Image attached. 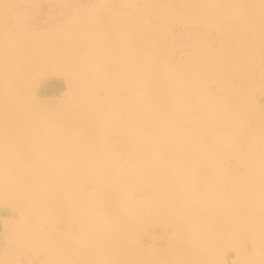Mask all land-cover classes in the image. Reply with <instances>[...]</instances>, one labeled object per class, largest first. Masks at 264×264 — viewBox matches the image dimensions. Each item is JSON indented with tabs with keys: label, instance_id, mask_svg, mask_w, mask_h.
Masks as SVG:
<instances>
[{
	"label": "bare ground",
	"instance_id": "6f19581e",
	"mask_svg": "<svg viewBox=\"0 0 264 264\" xmlns=\"http://www.w3.org/2000/svg\"><path fill=\"white\" fill-rule=\"evenodd\" d=\"M26 1L0 0V264H264V0H91L34 29ZM51 75L66 100L38 98Z\"/></svg>",
	"mask_w": 264,
	"mask_h": 264
},
{
	"label": "rangeland",
	"instance_id": "374dc122",
	"mask_svg": "<svg viewBox=\"0 0 264 264\" xmlns=\"http://www.w3.org/2000/svg\"><path fill=\"white\" fill-rule=\"evenodd\" d=\"M30 1L31 0H29V1L27 0L25 3H20L17 6H15L14 9H15V11H18V13L21 14V15H22V13H24V15L21 18V20L18 21V24L19 25L21 24V26L25 25V27H28L29 29H32V28L34 29L36 27V25L39 26L40 28L47 27V26L50 25L49 23L51 21H53V20L56 21V20H58L60 18H65V17L69 16L70 13L73 12V10H74V8L76 6L85 5V4H87L88 1H91V0H87V1L86 0H80V1L79 0H59V1L58 0H43V1L39 0V1H31V2ZM93 1L94 0H92V2ZM137 1L138 0H122V1L121 0H110V1L109 0H104L102 2V4H104V5H102V8L104 9V16H109L110 14L119 15L120 12H121L120 15H123L124 7L121 8L122 7L121 3L127 2L130 6H134L135 4H140ZM104 6H105V8H104ZM112 7H114V8H112ZM25 8L27 9V12H25ZM126 8L128 9L129 7L127 6ZM29 9H31L32 11L29 10ZM19 11H22V12H19ZM110 11H111V13H110ZM52 12L54 13V15H53ZM56 13H57V15H56ZM25 14H28V15H25ZM48 14H50V15H48ZM128 14H130V13H128ZM58 17H60V18H58ZM29 18H30V20H29ZM12 24H13V21L11 22V25ZM170 27L172 28V29L170 28V34L173 36V38H175V40H173V42H174L175 47H176V49H175V47L173 48V54L172 55H173V58L174 57L176 58L177 56L180 55L181 50H184V48H182L183 45H184V42H189L190 41V37L185 35V33L182 34L183 36L180 35L181 30H183L184 28L176 27L173 24H171ZM209 31L210 30H208L207 37H205V39L203 37V39L204 40L207 39V41L211 43L214 39H213V35H212V37L211 36L209 37V34H210ZM198 32L199 31H195V33H193V36H194L193 38L195 39L194 41L196 43L195 42H191V43H194V44H191V45L197 46L202 41V40L196 39V35L200 34ZM243 34H246V33L244 32ZM176 36H178V37H176ZM244 37H245V35H244ZM255 77H254V83H255L254 84V86H255L254 96L258 98V100H257V98H255L256 99V105H257V109L256 110H259V111L261 110L260 112L262 114L264 112V94H262L263 90H264V77H262V76L261 77L259 76L260 78L258 76H255ZM208 87L210 89V92L212 90V92H211L212 94L215 95V93H216V95H218V91H216L217 89H216V84L215 83H212V82L209 83ZM65 89H66V85H65L64 80L61 77L51 75V76L46 77V78L41 80V84H40V86L38 88V95H39L38 98L45 99V100H47L49 102L52 101V103L55 102L57 99L66 100L67 96L65 95ZM102 94L103 93L101 92V95ZM114 100H117V98L116 99L114 98ZM110 140L114 144V149L115 148L117 149L115 151L118 153V156L120 157L119 158L117 156V158L119 160H124V158L127 157V156L130 159H134L135 155L137 154V150H136L137 148H134V143L132 142V139L130 137H127V138H124V137L116 138V137L113 136ZM113 140H115V141H113ZM144 140H146V141H144V143L145 144L147 143L146 145L150 147L151 141L153 139L150 136H147L146 138H144ZM234 162H235V160H234L233 157H227V158H225L223 160L224 165H230L231 166ZM0 214H2L3 216H13L14 217L18 213L15 210L14 211L10 210L8 207H1L0 208ZM152 226H154V225H152ZM152 226L147 225L145 227V229L143 230L144 232L142 231V233L144 235L142 237L143 238V245H146L149 242V240L147 238H145V237H147L146 236V231H150L151 233L153 232L152 234L157 236V244H159V248H161L160 246H162V247L165 246V241L168 240L169 237L170 238L174 237L173 234L167 235L166 232L164 231V228H162L163 226L156 225V226L153 227V229H152ZM0 227H1V224H0ZM169 233H171V231H169ZM1 243H3V238H2V236L0 234V244ZM161 250H162V248H161ZM249 251H251V247H249ZM29 254L30 253H28V254L25 253V254L22 255V257L20 259L22 264H27V260H28L27 259V257H28L27 255H29ZM29 259H31V258H29ZM225 262L229 263V254H225ZM33 264H35L34 259H33Z\"/></svg>",
	"mask_w": 264,
	"mask_h": 264
}]
</instances>
